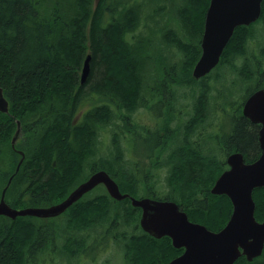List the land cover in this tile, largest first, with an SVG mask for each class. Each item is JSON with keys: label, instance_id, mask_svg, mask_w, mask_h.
Masks as SVG:
<instances>
[{"label": "trees", "instance_id": "1", "mask_svg": "<svg viewBox=\"0 0 264 264\" xmlns=\"http://www.w3.org/2000/svg\"><path fill=\"white\" fill-rule=\"evenodd\" d=\"M92 1L0 0V87L10 102L9 115L0 113V161L5 162L4 165L0 162V199L19 162L12 145L11 148L9 146V155L3 152V148L12 142L17 122L20 121L24 139L20 147L16 144V149L24 152L26 158L6 194V201L12 207H48L61 203L77 186L99 170L110 173L123 193L138 197V190L143 186L148 189L155 185L158 189L161 185L159 175L164 166H169L167 186L171 191L165 194L158 189L156 194L153 192L147 196L179 202L191 221L201 223L214 232L221 230L233 211L227 196L213 195L210 190L221 175L222 167L210 157H200L184 142L172 149L174 140L180 134H170V126H162V131L169 135L165 144L160 146L163 157L152 158L149 169L143 173L129 171L121 166L125 160L124 153L118 133L112 131L117 148L114 163L100 158L98 163L91 164L88 175L82 174L88 157L97 156L100 131L115 126L111 122L115 117L120 122L123 120L121 123L126 130L131 129L130 125L135 122L134 113L145 107L143 91L147 76L145 60L141 57L146 48L144 42L138 40L137 47L136 43L130 44L125 40L127 33L123 35L125 28L133 32L138 28V9L135 6L116 5L109 6L104 13L100 8L98 11L92 9ZM208 1L189 0V14L187 11L182 14L192 43L178 46L186 54L182 60L189 68V74L181 66L176 70L181 73L175 79L180 87L206 84L214 72L200 81L190 78V70L194 69L201 55V36L197 38L195 26L206 10ZM109 2L103 0L101 4ZM193 6L197 10L190 12ZM258 24H264V2ZM255 27L241 26L235 30L215 71H219L226 63L236 61L237 55H244L245 46ZM261 52L263 61H260L255 72L256 76L259 74L258 84L254 88H246L247 95L243 102L253 92L264 88V46ZM88 54H92V74L86 89L78 83ZM171 66L174 71L175 66ZM96 71L99 75L95 77ZM240 72L249 76V66L245 64ZM204 90L208 95L211 93L207 86ZM90 94H99L103 101L75 123L84 96ZM199 103H205L204 96L199 99ZM239 103L235 108L236 113L228 114L234 125L226 137V154L241 152L246 162L250 163L256 161L261 153L257 140L259 126L242 115L243 103L241 106ZM197 114L192 122L196 126L203 118L201 110ZM6 155L9 156L7 164V157L3 160ZM53 161L56 163L53 164ZM142 179L150 180L151 183L147 184ZM107 197L97 198L100 201L98 207L80 210L82 217L89 213V209H94L106 222L109 211L115 206L124 211L123 224L136 219L138 222L140 211L132 207L129 200L116 202L109 195ZM254 200L255 216L263 220L264 188L254 191ZM115 218L118 220L121 216L116 215ZM37 222L33 217L6 220V247L3 248L4 258L0 255V264L3 261L6 264H21L25 256L22 245L31 240ZM142 235L144 237L130 249L129 257L133 263L161 264L166 258L167 264L181 252L173 247L168 237L156 239L143 232ZM78 244L76 242L72 246ZM235 264H264V253L252 262L241 257Z\"/></svg>", "mask_w": 264, "mask_h": 264}, {"label": "water", "instance_id": "2", "mask_svg": "<svg viewBox=\"0 0 264 264\" xmlns=\"http://www.w3.org/2000/svg\"><path fill=\"white\" fill-rule=\"evenodd\" d=\"M263 2L264 0H210L202 36V56L194 67V80L205 77L219 65L224 50L238 27L249 26L260 19ZM91 62L92 54H88L82 67L81 85H85L90 78ZM0 111H9V102L2 87ZM242 113L253 124L261 125L259 142L262 152L256 161L250 163L246 162L245 156L240 152L227 158L229 169L220 175L211 193L227 196L233 211L225 227L217 232L191 221L176 202L148 197L135 198L122 193L118 183L103 170L92 174L61 203L48 207H12L6 201V194L23 164L25 155L22 151H18L22 159L16 172L2 191L0 216L11 220L19 217H57L96 187L103 185L112 199L123 201L130 198L133 207L142 209L140 226L144 232L156 239L169 237L174 248L184 249V253L169 264H235L241 257L252 262L264 253V220H257L254 200V191L264 188V88L255 91L244 101ZM20 130L18 123V130L11 142L16 152Z\"/></svg>", "mask_w": 264, "mask_h": 264}, {"label": "rangeland", "instance_id": "3", "mask_svg": "<svg viewBox=\"0 0 264 264\" xmlns=\"http://www.w3.org/2000/svg\"><path fill=\"white\" fill-rule=\"evenodd\" d=\"M102 1L103 0H93L91 5L92 9L98 11V9L100 8L102 10L101 12H103L107 8H109L104 4L102 5L101 4ZM117 1L120 7L135 6L138 9V17H139L138 28L134 32L130 28H125V31H123V35L127 33L126 38L131 39L133 41L137 40V43L136 44L134 43L137 47H139L138 40H141L145 43L147 42V40H151L155 48L151 56L148 53H144V52L143 55L141 56L145 60V65H146L145 73L147 75L145 80V87H144L145 91H143L144 93L143 96L149 99V95L147 93L148 90L151 87L161 86L162 78L156 77L154 72H156L157 70H161L163 66L162 64H165L166 66L168 65L171 66V64L174 66H181L183 67L185 73L189 74L188 71L189 68L187 67L186 62L182 60L183 57L186 58V54L184 52H180V49L178 47L179 44L192 43L191 39L188 38L186 32V26L182 18V14L184 11H187L188 12L187 14H189V0H117ZM208 4H210V1L207 2V8L209 7ZM207 8L202 12V14L199 17V22L195 26L196 27L195 33L197 34V38L201 36L204 30V19L206 16ZM193 9L194 6L190 10V12ZM196 10L197 8L195 7L194 11ZM108 20H109V14L107 13L106 21ZM121 43L124 46V42L121 41ZM161 44H167L171 46V50L170 51L163 50L161 51V53L158 52L156 49L160 48L159 46ZM263 46H264V24H258L252 30V34L249 36V42L245 46L244 55H237L236 61H232L233 65L232 63L230 64L226 63L224 67H221L219 71H214L211 78L206 82V84H194L186 87H180L179 89L176 86H174L176 88V101H175L176 105H174L175 106L174 112L177 114V117L175 119L174 125H171L170 128L178 131H181L179 126L182 125H184L185 128H191V130L188 133L184 131V136L189 139L193 149L197 153H200V155H203L202 158L209 156L215 162L219 163L221 167H222V161L224 159V155L222 154V152L219 151L220 139L217 136L209 137L206 139H200L201 134H199V136L195 140H192L196 136L195 129L200 124L196 126L195 123H192L194 120L193 114L191 115L190 119L186 122H183V124L181 123V119L184 118V113L187 110L188 112L190 111L191 113L193 104L194 103L200 104L199 99L202 96H204L206 108H208L210 124L212 123L214 124V122L219 124L224 120V122L226 123V137H227L230 134V127L228 124H231V122L227 119V115L229 114V112L231 114L236 113L235 108L238 105L237 104L238 102H241V104L239 103L240 106L242 105L243 100L247 95L246 88L249 86L254 88L258 84L256 82L258 80L259 74L256 76L255 72L259 67L260 61H263L262 54H260V48ZM165 60L168 61V63H165ZM245 64L249 66V70H250L249 76L243 75L241 72L238 73V71ZM262 68L264 69V63L262 64ZM193 71L194 69L190 70V78L192 80H194ZM94 75L96 77L97 75H99V73L98 72L97 74L94 73ZM78 84L80 87H84V88H86L88 85L86 84L85 86H81L80 81ZM205 86H207L211 91L209 95L204 90ZM85 97L86 96H84L83 99H85ZM95 98H96L95 95L90 94L86 97L84 103L92 102L95 100ZM98 99L100 100L99 103L103 101L100 98V96L98 97ZM225 108L228 111H224L223 109ZM168 109L169 107H165L162 108L160 111L163 114H165L166 110ZM237 109L239 110V107H237ZM154 111L158 112V109L156 108L155 110H153V112ZM134 114H135L134 116L135 121H137L138 123L142 125H147L150 122L152 125L151 128L154 127L153 117L148 115L143 109L140 108L138 112ZM158 115L159 112L157 113V116ZM111 122L112 124H116V125L113 127L108 126L107 127L108 129L106 128L107 130L104 129L102 132L100 131L97 156L92 155L91 157H88V159L84 163L82 174L87 173L88 175L91 172L88 171L91 164L98 163V160L100 158L108 159L110 162L114 163V157L117 153V148H115V144L113 142L114 133H112V131L118 133L121 149L123 150L125 157V160L121 162V166L124 169L131 171L133 170L134 167L140 166L143 163L144 157L147 155V153L150 152L147 149L148 145H146L145 142H143L139 138L136 139V144H129V142L127 141V131L125 130L126 127H124L123 124L117 119H114ZM157 127L155 126L154 130H156ZM23 135L24 133H22V136ZM131 138L134 139L133 136ZM23 139H24L23 137L20 138V140H18V142L16 143L19 147L21 146ZM181 140L182 138L176 139L174 141V144L172 145V149L178 147L182 143ZM197 141H199L198 144H196ZM9 146L11 148V141L8 143V145L4 146L3 148V152L4 153L7 152L8 155H9ZM18 151L21 150H17V153ZM6 157H7L6 160V164H7L9 162V158H8L9 156L7 155L4 156L3 160H5ZM21 159H22V155L18 153L17 161L20 162ZM135 160H139V163L133 164V161ZM145 163L147 164V166L151 164L149 160H146ZM4 164L5 162H1V165ZM159 179L161 183L160 188H164L166 186V181H167L166 173L161 172L159 175ZM158 191L159 190L154 185L148 189L139 188L138 193L140 196H146L148 194L150 195L154 193L156 194ZM102 196L108 198L107 197L108 194L105 188L99 187L93 193L88 195L86 199L96 200L97 198ZM119 209H121V211ZM116 215H120L121 218L116 220L115 218ZM108 216L109 217L106 222L102 221L103 230L105 231L108 229V231L110 232L113 231L117 235H124L125 236L124 243H120L119 241H116L112 238L110 240V245H108L110 246L109 249L104 250L103 248L102 251L96 253L95 255L87 254L84 257H82V259L76 258L77 255L71 256L72 259L70 257L69 259L65 258V260H63L60 257L57 260L56 264H124V262H129L128 253L125 252L124 253L125 255L124 254L120 255L121 253L120 249L122 250L123 247L126 248V246L128 245L127 237L129 236V233L131 231L136 233L135 236L140 235L137 228L135 227V225H137L140 222V219L138 220V222L136 219V220H129V222L123 224L122 222H124V211L122 208L115 206H113V208L109 211ZM19 218H26V217H19ZM113 223H115L114 227H113ZM121 223L122 226H120Z\"/></svg>", "mask_w": 264, "mask_h": 264}, {"label": "flooded vegetation", "instance_id": "4", "mask_svg": "<svg viewBox=\"0 0 264 264\" xmlns=\"http://www.w3.org/2000/svg\"><path fill=\"white\" fill-rule=\"evenodd\" d=\"M105 5L107 7H109V6L114 7V6L118 5V1L117 0H110L109 4L106 3ZM208 8H207V10H208ZM107 9H109V8H107ZM105 11H104V13H105ZM206 13H207V11H206ZM205 18H206V16H205ZM260 19H261V17H260ZM260 19L258 21H256L255 23H252L251 25L245 26V27H251L253 25L257 26V23L260 21ZM204 29H205V19H204ZM203 34H204V30L201 34V39H200V47H201L200 57L202 56V36H203ZM125 40L130 44L137 43V40L133 41V40L128 39V38H126ZM144 45L146 46L144 53H148L151 56V54L154 52V49H155L152 41L147 40L146 43L144 42ZM178 46L182 47V44H179ZM159 47L160 48H158L156 50L160 53L163 50H167V51L171 50V46H169L167 44H161ZM138 52H140V51H138ZM180 52H181V50H180ZM255 54H257V53H255ZM260 54H262L261 48H260ZM222 57H223V55H222ZM222 57H221V60H222ZM165 63H168V61L165 60ZM220 63H221V61H220ZM171 68H172V66L163 65L161 70H157L158 72L157 71L154 72L156 77L162 78L161 86L151 87L148 90L147 93L149 95V99L147 97L143 96V98L145 99L144 102L145 101L146 102H145V107H142L141 109H143L148 115L153 117V121H154L153 126L154 127L158 126L156 128V130H154V127L151 128L152 125L150 122L147 125H142V124L138 123L137 121H135L134 124L130 125L131 129H128V130L125 129L127 131V141L129 142V144H136V139L139 138L143 142H145L146 145H148L147 149L150 151L144 157L143 163L140 166H136L133 168V170L136 172L143 173L146 169L147 170L149 169L150 164L147 166V164L145 163L146 160H149V162H150L152 158L156 159V158L163 157V155L161 154L162 148L160 146L165 144L169 135L163 131L161 132L162 126L165 125V126L171 127V125H174L175 119L177 117V114L174 112L175 111L174 105H176L175 104L176 88L174 86H176L178 89L180 88V86H177L175 79L178 78L181 73L176 71L177 69H179V66H175L174 71H172ZM213 71H215V69ZM211 73H209V74H211ZM90 77H91V75H90ZM205 77H207V75ZM203 78L196 80V81H200ZM90 79L91 78H89L87 84H89ZM95 96H96V98L92 102H85L84 103L86 98L83 99L81 108L79 109V113L76 116L75 123L79 122L84 117V115L87 114V112L91 111L93 109V107H95V105L99 104L100 100L98 99V97L100 95L95 94ZM112 106H113V108H115L114 104ZM165 107H169V109L166 110L165 114H163L160 110L162 108H165ZM156 108L158 109V112H159L158 116H157L158 112H156V111L153 112V110H155ZM198 110L202 111L201 116H203V118L201 119L200 125L195 129L196 136L192 140H195L199 136V134H201L200 139H206V138L214 137V136H217L220 139L219 151L222 152V154L224 155V159L222 161V173H223L224 171L229 169V166L227 165V162H226L227 158L231 154L239 153V152H233L230 154H226V150H227L226 149V123L223 120L219 124H217L216 122H214V124L213 123L210 124V118L208 115V108H206L205 103H203V104L194 103L192 106V109H191V113H190V111L188 112V110H187L184 113V118L181 119V123L183 124V122L188 121L192 114H193V117L196 118L198 116V114H197ZM223 110L226 111V108ZM9 112H10V106H9V111L7 113L0 111V113L7 114V115H9ZM116 114H117V111H116ZM218 115H217V117H218ZM242 115H243V113H242ZM225 118H226V115H225ZM114 119H117V118L115 117ZM227 119L231 122V124H228L230 127V131H231L232 125H234V123L232 122V120H230L231 118L229 119L228 115H227ZM121 122H123V120H121ZM255 125H258V124H255ZM258 126H259V129H258L257 140H258L259 147H260L259 131L261 129V125H258ZM179 127H181V131L169 128L170 134H172L173 132H178L180 134L179 138H182L181 141L184 142L185 144H187L185 146H188L192 150H194L193 147L191 146L189 139L184 136V131L186 133H188L191 130V128H185L184 125L179 126ZM132 136L134 139L131 138ZM198 142L199 141H197L196 144H198ZM260 150H261V147H260ZM194 152H196V151L194 150ZM15 154L18 155L17 152ZM164 154H166V152ZM197 154L200 157H203V155H200V153H197ZM260 155H261V153H260ZM55 163H56V161H53V164H55ZM137 163H139V160L133 161V164H137ZM54 168H56V167H54ZM169 169H170L169 166H164V168L162 170L164 173H166L167 177L169 174ZM92 174H94V173H92ZM142 180L145 181L146 179H142ZM146 183L150 184L151 181L146 180ZM99 187H104V186L100 185V186L96 187L94 190H92L91 192L86 194L85 197L90 195L91 193H93ZM158 187H159L158 189L160 190L159 192H161V193L168 194L171 191V188L167 186V181H166V186L164 188H160V186H158ZM143 188H144V186H143ZM212 188L210 190H212ZM128 194H130V193H128ZM85 197L80 199L78 202H76L77 204L75 203L73 206L68 208L63 214H61L57 217L48 218V219L33 217V218L37 219L38 222L34 224V227L36 229H35V232L33 233V236H31V240L26 241L22 245V248L25 251V256L23 257L21 264H56L57 260L60 257L63 260H65V258L69 259V257L72 259V257H71L72 254L77 255L76 258L82 259V257H84L87 254L95 255L96 253L102 251L103 248H104V250L109 249L110 246H108V245H110V240L112 238L116 241H119L120 243L125 242V239L123 236H118L113 231L112 232L108 231V229L105 231L103 230L102 220H101L100 216L97 215L98 213L96 210L89 209L90 210L89 213L86 215H83L84 217H82V215L80 214V210H84L87 208H95V207H98L100 204V201L97 199L96 200H89V199H86ZM133 197H135V196H133ZM145 197H148V196L147 195L146 196H140L139 195L138 197H135V198H145ZM148 198H151V197H148ZM125 200H129L131 203L130 198H127ZM125 200H123V201H125ZM123 201H119V202H123ZM168 201H172V200H168ZM116 202H118V201H116ZM173 202H175V201H173ZM176 203L178 204L179 208L182 211H184L181 208L180 203L179 202H176ZM82 205H84V207H82ZM138 209L140 211V218L139 219H141L142 209H140V208H138ZM85 211H87V210H85ZM7 219H9V218H7L6 216H0V255L3 256V258H4V249L3 248L6 247V236H5L6 231H5V229H6V220ZM9 220H11V219H9ZM263 220H258V221L262 222ZM13 221H15V220H13ZM114 225H115V223H113V226ZM135 227L137 228L140 235L135 237L136 233L131 231L129 233V236L127 237L128 245L126 246V248L123 247L122 250L120 249V251H121L120 255L127 252L128 256H129L130 249H133L136 241H138L142 237H144V235H142L141 232L146 234V232H144L143 229L141 228L140 222L137 225H135ZM76 242L79 244L77 246H72V244H74ZM22 248L20 249V251L22 250ZM176 250L181 251V252L179 254H177L176 256H173L169 260V262H167V264H169L172 260L176 259L177 257L181 256L184 253V249H176ZM5 251H6V248H5ZM165 260H166V258L164 259V262L161 264H166ZM3 264H6L5 261H3ZM124 264H136V263H133L132 258L129 257V262H124Z\"/></svg>", "mask_w": 264, "mask_h": 264}, {"label": "bare ground", "instance_id": "5", "mask_svg": "<svg viewBox=\"0 0 264 264\" xmlns=\"http://www.w3.org/2000/svg\"><path fill=\"white\" fill-rule=\"evenodd\" d=\"M88 56V55H87ZM87 58V57H86ZM92 63V62H91ZM81 72H82V69H81V71H80V77H81ZM91 72H92V64H91ZM5 96V95H4ZM5 98L8 100V98L5 96ZM8 102H9V100H8ZM9 104H10V102H9ZM18 123H20V128H21V130H20V135H19V138H21V136H22V125H21V122L20 121H18L17 122V130H18ZM17 130H16V132H17ZM16 132H15V134H16ZM15 136V135H14ZM17 142H18V140H17ZM16 142V143H17ZM24 153V152H23ZM25 155V154H24ZM25 158V157H24ZM17 169V168H16ZM21 169V168H20ZM103 171H105V170H103ZM16 172V171H15ZM107 172V171H106ZM108 173V172H107ZM110 176H111V174L110 173H108ZM112 177V176H111ZM113 178V177H112ZM114 179V178H113ZM10 180V179H9ZM115 180V179H114ZM13 181V180H12ZM8 183H9V181H8ZM11 184H12V182H11ZM11 184H10V186H11ZM8 185V184H7ZM9 186V187H10ZM9 189V188H8ZM8 191V190H7ZM115 201H117V200H115ZM119 202V201H118ZM45 219H48V218H45ZM141 220V219H140Z\"/></svg>", "mask_w": 264, "mask_h": 264}]
</instances>
